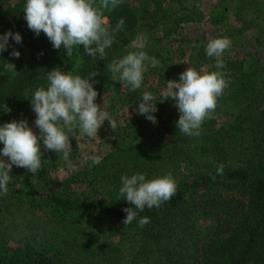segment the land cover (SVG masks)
Wrapping results in <instances>:
<instances>
[{
  "label": "trees",
  "instance_id": "obj_1",
  "mask_svg": "<svg viewBox=\"0 0 264 264\" xmlns=\"http://www.w3.org/2000/svg\"><path fill=\"white\" fill-rule=\"evenodd\" d=\"M234 1H220L221 6L212 10L207 18L209 27L220 25L226 19L227 9ZM25 3L26 0H0V35L11 30L22 36L20 43L10 37L7 50L0 52V115L5 122L14 119L30 122L36 119L30 99L38 87H47V74L55 67L79 74L82 78H88L90 73H97L92 79L98 99L106 89L105 64L109 57L124 53L127 45L137 42L138 34H144L147 38L145 43L149 41L145 44L146 50L152 57L161 60L162 55L174 50L175 28L182 24L183 19L182 0H123L114 10L104 12L109 30H115V39L111 47L106 49V58L100 60L98 56L94 58L87 55L81 45L80 48H74L72 60L68 58L66 49H54L43 32L37 36L28 28L22 11ZM251 13L242 28L227 32L228 37L235 39L240 34L238 43L252 40L253 46L246 53L248 59L240 63L239 71L233 74L231 82L219 97L218 101L222 108H226V112H230L227 108L239 110L249 105L258 94L259 76L264 75V4L255 6ZM121 18L124 19V24L116 30ZM247 28L252 34L244 30ZM152 29L157 34L149 37ZM204 39L203 34L190 36L201 57L205 56ZM178 41L182 42L181 38ZM13 49L20 52L18 58L10 55ZM77 57L81 62L74 66ZM9 61L15 65V74L4 69ZM221 113L215 112L213 118L203 122L199 136L190 137L203 139V142L210 140L218 120L222 119ZM154 115L157 116L158 112ZM170 117L157 120L161 121L162 132L171 133V142L164 141V137L146 138L140 126H136L135 139L141 137L138 142L113 148L121 155L137 153L148 162L154 161L163 153L170 158L182 153L185 156L181 160L182 166L172 169L170 173L177 184L176 195L159 208L145 207L143 211L134 209L138 215L127 226L123 225L127 215L123 209L132 205L122 197L118 198L119 189L105 193L96 189L104 178H110L105 164H93L92 158L74 160L75 180L86 183L90 188L88 194L83 196L69 188L53 185L45 174L50 151L44 148H41L42 169L37 173L32 174L25 168L19 171L20 167L14 166L10 172L7 194L0 195V225L17 214L16 211L33 217L26 219L24 229L12 244L7 245L2 241L0 264H59L65 253H68L65 250L68 248L65 247L66 244L71 240L75 241L77 233L83 234V225L80 223L91 214L113 224L116 233L133 243L129 252V264H264V156L260 151L261 146L249 143L247 139L248 136H260L263 130L257 129L258 123L254 120L251 123H246L244 119L233 121L229 126V134L231 137L245 139L246 145L239 143L241 150L234 153L235 157L239 155L238 163L225 165V161L233 159L226 145L213 144L212 148L199 143L202 153L207 156L191 160L196 157L194 146L184 140L182 142L187 147L177 146L179 137H174V120ZM2 148L3 144L0 143V149ZM245 152L249 157H241ZM221 165L222 174L217 171ZM200 190H213V195L215 192L225 193L220 194V201L214 198L213 202L211 198L213 203L210 207L216 208L220 213L217 216L219 223L221 217L227 219L223 222V234L214 233L215 236H210L201 246L196 241L197 238L190 244L187 243L189 241L185 225L194 227L197 221L189 219L182 220L181 224L178 222L180 213L190 214L184 208V202L188 201L192 193ZM201 207L206 208L202 204ZM31 211L37 212V215ZM142 217H147L150 221L143 227L138 223ZM89 244H85L83 249Z\"/></svg>",
  "mask_w": 264,
  "mask_h": 264
},
{
  "label": "rangeland",
  "instance_id": "obj_2",
  "mask_svg": "<svg viewBox=\"0 0 264 264\" xmlns=\"http://www.w3.org/2000/svg\"><path fill=\"white\" fill-rule=\"evenodd\" d=\"M220 1L221 0H182L183 19L181 21L182 24L175 28V34L173 35L174 50L162 55L163 60H158V66H153L151 63L146 62L147 71L144 73L143 82L139 89L132 91L128 85L118 80H113L107 65L112 60L119 59L126 55L129 51L143 50L152 57L153 55L146 50L147 46L145 45L149 43V41L143 45H140L138 42H131L127 45L124 53L118 56H111L106 60L107 85L103 94L96 99V103L100 104L103 110L108 113L111 114L112 112L111 116L117 122V130L113 131L109 127V122L105 120L103 126L99 129L98 136L95 138L81 136L78 131L73 137H70L72 146L70 157L75 155L73 158H70L72 165L74 160L77 161L80 158H92L94 156L101 157L100 163L105 164V170H107L110 178H104L101 185L96 187L98 192L105 193V191H110L115 188L119 189L121 187L122 175L131 176L135 173H142L145 174L146 179H152L154 177L169 174L172 169H179L182 166L181 160L185 158L184 153L181 155H173L172 158L163 153L154 161L148 162L137 153L121 155V153H116L117 151L113 150L115 146L120 148L130 142H138L140 140L141 137H138L137 140L135 139L137 136V133L134 131L136 126H140L146 138L151 136L164 137V141L171 142V139H173L171 135H169L171 133H168L169 131L166 133H164V131L162 132V127L160 126L161 121H158V118L165 120L171 118L170 116L173 117L172 132L174 133V137L175 135L179 137L176 141L177 146L187 147V144H184L182 140L188 142L190 146H194L193 150L195 151L196 157L191 160H199V158H205L207 156L206 153H202L198 146L199 143L212 148L213 144L219 146L226 145L232 153L233 159L225 161V165L231 162L238 163L239 155L235 157L234 153L241 150L239 143L246 145V142H244L245 139L235 136L231 137L232 135L229 134L230 132L228 131L230 124L235 120L241 121L244 119L246 123H251V121L254 120L258 123L257 129L261 128L263 133L256 138L248 136L247 139L249 143L261 146L260 151L264 156V75L259 76L258 94L249 105H246L243 109H239L241 111L227 108L230 112H226V108H222L219 101L217 102V107L213 114H215V112H222L221 114L223 115L222 119L218 120L216 130L213 132L211 139L207 142H203V139H194L195 137L185 135L177 129L175 122L179 118L178 109L171 98L165 99L162 95V92L166 89L167 80H179L180 73L189 66L201 72L217 71L215 67V58L208 57L206 52L203 57L198 55L194 42L190 40L191 35L203 34L205 37V44H207L209 40L217 37H227L230 39L232 37H228L227 32L234 28H242L252 15V9L255 6L264 4V0H235L227 9L226 19L220 25L209 27L207 18L212 10L221 6ZM244 30L248 32V34H252L249 28ZM149 34V37H152L157 33L152 29L149 31ZM243 34L245 35L246 33L244 32ZM180 38L182 42L178 41ZM242 38L243 37H241V39ZM230 40L231 46L222 56L225 67L220 69V71L225 73L228 84L231 82L233 74L239 71L240 63L248 59L246 53L250 51V47L253 46L252 40L248 42L244 41L243 44L238 43L240 34L237 39L232 38ZM165 56H167V58H165ZM145 91L151 92L154 95L156 106L158 105V115H155V123L146 119L144 115L136 112V107L139 104L142 93ZM34 122L35 119L28 122L29 126L33 128V131L39 134V129L36 128ZM3 123H5V121L0 115V124ZM77 144H83L85 146L84 149L79 150ZM41 148H44L42 141ZM241 157L249 156L247 152H245ZM14 166L15 165L12 166L11 170L16 167ZM46 168L45 174L56 187L63 186L69 188L82 196L88 194L90 188L86 183L75 180V173L73 172L74 167H69L63 160L62 153L58 154L54 151H50V157ZM22 169L23 168L20 167L19 171ZM220 194L225 195L224 192H220ZM220 194L219 192H215L213 195V190H200L192 193L190 197L188 196V201L186 200L184 202V208L188 210L190 214L180 213V218H178L179 224L182 223V220L194 219L197 221V225L194 227L185 225L187 229V239L189 241L187 242L188 244L197 238L196 241L199 243V246H201L202 242L205 243L209 240L210 236H215L217 232H222L223 234V222L227 219L221 217L219 223L217 216L220 215V213L216 208L210 207L214 202V198H218L220 201ZM211 198H213V202H211ZM201 204L206 208L201 207ZM16 213L17 214H14L10 220L0 225V244L2 241L5 242V244L7 243V245L12 244L24 229L26 219L33 217L23 212L16 211ZM34 215H37V212H34ZM80 224L83 225V234L77 233L74 237L76 240H71L66 244L65 247L68 248H65V250L68 251V253H65L64 259L60 261L59 264L130 263L131 254H129V252L133 247V243L127 241V237L116 233L113 224L107 223L105 220L99 218L98 215L94 214L84 217V220L81 221ZM87 243L90 244L86 249H83V246ZM86 251L90 252L88 253ZM198 252L200 253V248Z\"/></svg>",
  "mask_w": 264,
  "mask_h": 264
},
{
  "label": "clouds",
  "instance_id": "obj_3",
  "mask_svg": "<svg viewBox=\"0 0 264 264\" xmlns=\"http://www.w3.org/2000/svg\"><path fill=\"white\" fill-rule=\"evenodd\" d=\"M122 2L123 0H26L22 11L28 28L37 36L43 32L54 49H66L69 59L73 60L74 48L82 45L87 55L104 60L107 56L106 49L111 47L115 39V30H109L104 12L114 10ZM123 24L124 19L121 18L116 30ZM10 37L16 43L22 42L19 32L9 30L0 35V52L7 50ZM146 39L144 34L136 37L140 45ZM230 46L231 40L227 37H217L207 42L206 55L215 58L217 71L201 72L189 66L180 73L179 80H167L162 95L165 99L171 98L174 101L179 112L175 123L181 133L199 136L203 122L213 118L218 98L228 86L225 73L220 69L225 67L222 56ZM10 55L18 58L20 52L13 49ZM74 61V66L81 62L78 57ZM146 62L153 66L159 64L155 57L143 50L129 51L121 58L112 60L107 68L113 80H118L135 91L142 85L147 71ZM4 69L13 74L16 72L15 65L10 61L4 65ZM95 76L97 73L93 72L88 78H82L79 74L65 72L57 67L48 72L47 87H38L30 99L39 134L33 131L25 119L0 124V143L3 144L0 149V195L7 194L13 165L25 168L32 174L42 169L41 141L45 150L62 153L63 160L69 167H74L70 160V137L78 131L81 136L95 138L105 120L113 131L117 130L116 120L96 103L98 92L92 79ZM156 111L154 95L148 91L143 92L136 112L155 123ZM77 145L79 150L85 147L83 144ZM92 162L99 164L101 157H92ZM217 171L222 174L223 165ZM177 190L176 181L170 173L152 179H146L142 173L122 175L118 198L122 197L132 205L123 209L127 214L123 225L131 224L136 218L138 212L134 209L143 211L145 207L159 208L163 203L170 202ZM149 222L147 217L138 221L141 227Z\"/></svg>",
  "mask_w": 264,
  "mask_h": 264
}]
</instances>
